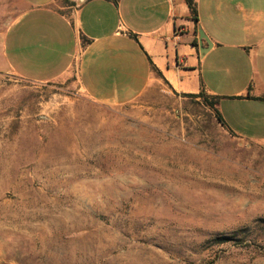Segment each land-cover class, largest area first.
Here are the masks:
<instances>
[{"label":"rangeland","instance_id":"1","mask_svg":"<svg viewBox=\"0 0 264 264\" xmlns=\"http://www.w3.org/2000/svg\"><path fill=\"white\" fill-rule=\"evenodd\" d=\"M73 85L0 74V264H264V146Z\"/></svg>","mask_w":264,"mask_h":264},{"label":"crops","instance_id":"2","mask_svg":"<svg viewBox=\"0 0 264 264\" xmlns=\"http://www.w3.org/2000/svg\"><path fill=\"white\" fill-rule=\"evenodd\" d=\"M194 2L196 22L184 0H0V74L74 78L108 106L202 91L225 128L197 106L203 115L264 146V0Z\"/></svg>","mask_w":264,"mask_h":264},{"label":"trees","instance_id":"3","mask_svg":"<svg viewBox=\"0 0 264 264\" xmlns=\"http://www.w3.org/2000/svg\"><path fill=\"white\" fill-rule=\"evenodd\" d=\"M188 9H189V14H190V18L192 20H194L195 22L197 21V9H196V3L194 2V0H184ZM184 97H188L191 99H196L199 98L202 100V103L207 106L209 109L212 110L215 119L217 120V122L225 128L224 122L222 121L221 117L219 116L218 110H217V100L215 98H210L207 97L206 95H204V93L202 91H200L198 94H187V95H183ZM230 239L229 237H221L218 239V243L222 244L225 242H228Z\"/></svg>","mask_w":264,"mask_h":264},{"label":"water","instance_id":"4","mask_svg":"<svg viewBox=\"0 0 264 264\" xmlns=\"http://www.w3.org/2000/svg\"><path fill=\"white\" fill-rule=\"evenodd\" d=\"M201 39H205V38L202 36Z\"/></svg>","mask_w":264,"mask_h":264}]
</instances>
